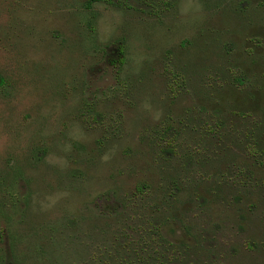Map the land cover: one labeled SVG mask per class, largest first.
<instances>
[{
    "label": "rangeland",
    "instance_id": "obj_1",
    "mask_svg": "<svg viewBox=\"0 0 264 264\" xmlns=\"http://www.w3.org/2000/svg\"><path fill=\"white\" fill-rule=\"evenodd\" d=\"M0 0V264H264V0Z\"/></svg>",
    "mask_w": 264,
    "mask_h": 264
},
{
    "label": "trees",
    "instance_id": "obj_2",
    "mask_svg": "<svg viewBox=\"0 0 264 264\" xmlns=\"http://www.w3.org/2000/svg\"><path fill=\"white\" fill-rule=\"evenodd\" d=\"M97 1H99V0H90V2H89V6H91L92 3L97 2Z\"/></svg>",
    "mask_w": 264,
    "mask_h": 264
}]
</instances>
